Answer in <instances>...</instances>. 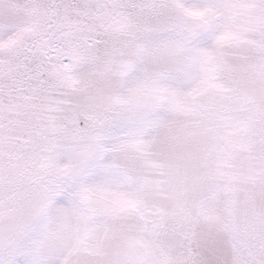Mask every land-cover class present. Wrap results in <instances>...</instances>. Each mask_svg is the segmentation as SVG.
<instances>
[{
  "label": "snow or ice",
  "instance_id": "6c2138e0",
  "mask_svg": "<svg viewBox=\"0 0 264 264\" xmlns=\"http://www.w3.org/2000/svg\"><path fill=\"white\" fill-rule=\"evenodd\" d=\"M0 264H264V0H0Z\"/></svg>",
  "mask_w": 264,
  "mask_h": 264
}]
</instances>
